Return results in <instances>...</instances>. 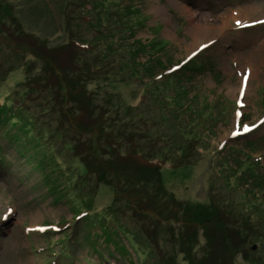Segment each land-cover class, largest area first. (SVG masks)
<instances>
[{
    "label": "rangeland",
    "instance_id": "1",
    "mask_svg": "<svg viewBox=\"0 0 264 264\" xmlns=\"http://www.w3.org/2000/svg\"><path fill=\"white\" fill-rule=\"evenodd\" d=\"M105 1L0 0V107H17L11 119L25 124L30 118L45 136L43 147L33 148L28 141L27 147L23 139H14L20 135L18 128H11L7 137L0 128V147L6 151L0 166V264H53L58 260L51 256L52 250L53 254L63 251L60 264H162V256L168 264L172 257L177 264H187L178 236L193 234L197 243L191 251L192 264H264V61L251 59L249 53L250 40L262 38L264 26L243 29L232 20L221 29L240 9L250 6L264 11V0H116L123 16L113 0ZM101 12L120 20L116 30L125 25L126 13L134 14L126 16L128 24L135 26L133 38L129 39V29L121 30L117 38L125 44L137 41L123 51L136 61L130 78L123 77L119 81L123 85L116 83V89L103 81L107 67L97 71L99 51L73 44L98 42L102 35L108 43L114 38L107 35L112 34L107 23L102 34L99 23L96 28L87 25L89 19L97 23ZM197 26L206 30L200 34ZM195 57V65L186 64L172 77L167 72ZM238 61L245 66L241 73ZM63 109L65 114L60 113ZM202 114H212L202 120L210 136L185 141V136L193 137L181 125L192 126L187 121ZM160 119L165 125L159 126ZM0 122L7 124L1 114ZM110 129L115 131L114 160L128 167L125 172L120 168L114 181L105 173L112 184L108 187L98 185L94 170L108 155L105 137L109 138ZM57 130L67 131L64 139H54ZM179 145L183 152L189 151L184 158L166 150ZM44 156L61 164L52 167H58L54 172L67 196L62 202L47 192L55 177L45 164L49 160L42 162ZM159 164L163 165L162 184L175 197L169 198L171 203L223 206L221 232L212 221L206 222L205 229L194 225L195 232H189L178 217L179 223L168 227L172 238L167 226L140 203L128 211L124 194L149 202L146 181L154 180L144 168ZM83 165L91 166L89 174H84ZM135 183L137 192L127 186ZM80 193L81 200L87 195L96 207L113 201L118 222L131 237L154 226L161 244L153 240L152 255L138 246L136 253L121 234L109 240L96 224L87 228L89 233L78 231L81 234L75 239L66 240V233H74L70 226ZM55 225L65 228L54 231ZM89 234L91 243L84 239ZM59 239L61 245L53 248ZM228 241L237 248L234 260L226 251Z\"/></svg>",
    "mask_w": 264,
    "mask_h": 264
},
{
    "label": "trees",
    "instance_id": "2",
    "mask_svg": "<svg viewBox=\"0 0 264 264\" xmlns=\"http://www.w3.org/2000/svg\"><path fill=\"white\" fill-rule=\"evenodd\" d=\"M86 2H89V0H86ZM100 2H101V4L107 3V1H105V0H100ZM112 2L114 3V5H116V7H119L118 15L123 16L124 15L123 12H120V10H122L121 6L119 4H116V2H117L116 0H113ZM80 13L85 14L86 10H84L83 12L80 11ZM98 16H99V20H98L99 22L97 21V23H93V21L91 19H89L87 21V25H90L91 27L96 28V26L99 23L100 26L102 25L101 27L100 26L98 27V28L102 29L100 32V34H102V31L105 32L104 25H106V23H107L108 26L107 25L106 26L109 27L112 31V34L107 33V35L112 36L114 38L110 39L109 43H108V40L106 39L107 37L105 35H102V36H99L98 42L90 41V42L84 43L82 40H80V42L75 41V42H73V44H75V45L77 44L78 46H82L81 48L86 47V49H87V47L89 48V46H90L92 51L93 50L99 51V57H100V59L98 61L99 64H97V63L95 64L96 68L98 69L97 71L106 70L105 67H107L108 70L105 72V74H103V76H105V77H103V79H105L103 81H105L106 83H108L110 85L109 88L111 86L112 87L115 86V89H116V87H119L118 85H116V83L121 84L119 81L122 82L123 77L130 78L129 73L132 71L133 64H135L134 61H136V58L132 59V56H128V54L123 52V51H124L125 47L128 49L133 48L135 46V43H137V41H134L135 43L132 42V43L125 44L117 38V36H119V34L122 31L123 32L126 31V29H129L128 31L131 32V33H127V34L132 36L130 38L128 36V38L129 39L133 38L134 33H132V30L135 28V26L128 24V22L130 20L127 19L126 16H134V14L130 12V15H128L126 13L125 19H124L125 25L121 28L122 31L116 30V28H115L118 25H120V23H121L120 20H118L119 22H117V21L111 19L112 16H109V14L105 15L104 12H101ZM138 25L141 28L144 26L143 24L141 26V24H139V23H138ZM113 27L115 28V30L113 29ZM121 44H124V45L122 46ZM142 48L144 49L147 47L142 45ZM194 60L190 61L189 64L195 65ZM189 64L187 63V65H189ZM187 65L182 66L178 70H172V71H167V72H169V74L172 77V76L176 75L174 73H176L182 69L187 68ZM95 66H94V68H95ZM134 81H138V79H136V77H134ZM122 85L123 84H121V86ZM9 101L11 102L13 100H11V98H9ZM129 107L130 106H128L127 108L129 109ZM119 108H121V107H119ZM127 108H126V110H127ZM5 109H7L5 114L0 112L1 118H5V120L7 122V124H0V128H2V130L4 131V136L7 137V135L10 134L11 128H13V129L18 128L20 135L19 134L14 135L15 140L23 139V141L27 144V147L29 145L28 142L30 143V145H32L33 148H36V146L37 147L38 146L43 147V141L45 140L44 139L45 136L43 135L44 134L43 131L37 127V124H34L35 122H33V120L30 118H29V123L25 122V124L22 121L19 122L20 120L18 118L11 119L14 111H18L17 107H13V108L11 107V109H8L6 106L0 107V110H2V111ZM60 113L65 114L64 109ZM205 116L211 117L212 114L211 115L208 114V116H207V114H202V115L196 117V119H194L193 122H191V120L187 121V125H189V123L198 124L203 119V117H205ZM200 118H201V120H200ZM0 123H2V122H0ZM96 125H97V123H96ZM163 125H165V124H164L163 120L160 119L159 126H163ZM8 127H10V128H8ZM181 127L188 128V133H190L191 136L193 137V138H189V137L186 138V136H185V141L186 140L188 141V139H189V141H190V139L191 140L192 139H194V140L200 139L201 140L206 135L204 132L193 133L192 129H191L192 126L181 125ZM61 128H63V127H61ZM61 128H58V129H61ZM169 130L172 131L173 129L169 128ZM65 132H67V131H63L62 133H60V131L57 130L53 134V136L55 137L54 139H57V140L64 139ZM110 133L111 134L109 135V138L105 137V143H106L105 149H106L108 155L103 160V165H99L100 168H98V169L96 168L94 170L98 185L107 184L108 187L112 185L110 183L111 180H110V182H109V180L106 181L105 179H108L107 178L108 175H104V174L105 173L109 174L111 179H113V181H114V178H116L117 174H119L120 168L122 169L123 172H125L124 170L127 171V167H128V164H123L121 167H120V165L116 164L117 161L114 160L115 155L113 152V148H112L113 145L111 142L112 137L113 138L115 137L114 136L115 135L114 129H110ZM1 136L3 137V139L6 142L10 141L9 138L4 137L3 135H1ZM178 138H183V136H180ZM14 139H12L13 142H14ZM76 145H77L76 143L73 144V146H76ZM179 146H180V148H178ZM179 146L177 148L171 147V150L169 149L170 151L168 150V148H166V150L170 153H173V154L176 153V155H178L179 157L182 156L181 158H184L185 153L186 152L188 153L189 151L186 149L187 151L183 152V150L181 149V145H179ZM2 153H3V155H2ZM5 154H6V151L3 150L2 147H0V160L2 159L0 162V166H4V163H5L4 160L6 158ZM19 154L20 155L23 154V156H24V153L21 151H19ZM46 160H49V159H47V156L44 158V160L42 162L44 163ZM53 163L56 165H61L58 162L53 161V160H49V161L45 162V164L49 165L51 173L55 177V179H54L55 183L52 185V187L48 186L47 192L51 193L52 198H56V196H57V201L62 202V201H64V199L67 198V196L64 194V191L62 192V190H61V188L63 187L60 184L61 180L59 179V176L57 177L56 172H54V170L57 169L58 167H52V165H54ZM167 164H170V162ZM151 166L152 167L147 168L149 170L144 168V170L148 171L152 175L150 180H154V181H146L145 190L147 191V197H148V201H149L147 203L149 205L146 206L147 203L143 204L140 201L141 197L137 196L136 198H133L128 193H126V194H124L125 195L124 199L127 203L126 205H127L128 211L134 210V207H137L138 203H140L139 206L142 207V209L145 208L147 211H151L152 214H154L155 219L158 222H162L163 224H165L167 226V228L171 225L172 226L176 225V223L178 222V221H176L178 219V217H182L183 228L184 229L188 228L189 232H191V231L195 232L194 225H197L198 227H203V229H205V224L208 221L209 222L212 221L214 224L216 223L215 226L219 227L216 229H218L221 232L220 227H222V226H219V222H221L224 219L223 210H222L223 206H221L219 203L217 205L212 203L210 206L205 205V204H194V203H189V202L183 203V202H177V201H175V203H174V201H173V203H171L170 199L173 198V200H174L175 197H173V195L170 192H168V190L164 187V185L162 184V181H161V169H162L161 166H163V165L159 164V166H155V165H151ZM184 166H187V165H184ZM188 166H191V164H188ZM90 167L91 166L86 167L85 165H83V168H85L84 174H86V173L89 174V168ZM180 167L181 166L176 167V168L175 167L174 168L169 167V168H172V170H173V169H177ZM41 168H42V166H41ZM99 169L101 171H99ZM62 174L63 173H61L59 175H62ZM48 177L49 176H47L46 179H48ZM142 182H143V180H142ZM142 182H140V183H142ZM48 183L52 184V182H47V185H48ZM127 186L129 188L134 189L135 191H136L135 188L138 187L136 183H135V186H132L131 184H129ZM108 187H107L108 191H111ZM88 196H90V195L88 194ZM76 198L81 200V193H80V195H76ZM86 198H87V195L83 200L80 201L79 205H77V204L75 205L77 207L73 206V208H75V211H74V215L72 218L73 224L70 227H71V229H74V233H72V234L66 233V235H67L66 240H68L70 237H73V239H75V236L81 234L80 233L81 231L85 232V233H89V230L87 228L95 226V224H96V225H99V227H102V231L104 232V234L102 236L106 235L107 239L110 240L111 237L120 238L119 234H121V236L124 240H126V241L129 240L134 245L133 249L136 251V253L139 251V250H137V246H138L139 248H145L146 250H148L147 254H149V255L153 254L152 252L155 250L154 245H153V240L157 241V239L160 235V233L156 229L153 228L154 226H147V230L145 232H142L140 230L141 237H140L139 233H136V234H134V237L133 236L131 237V235H129L130 233L127 231V229L122 224V222L121 223L118 222L120 220L118 217L119 212L115 209L116 207H115V205H114L115 203L113 201H112V204H107V206L105 205V206L96 207L97 206L96 201H94L95 205H96V206H94L93 202L90 200V198L88 200H86ZM133 202H135V204ZM69 203H70V201H69ZM221 203H223V201ZM72 205H74L73 202H72ZM229 208H230V206H229ZM189 214H191L193 217H191ZM148 215H150V214H148ZM167 222H169V223H167ZM77 224L79 225V227H77ZM165 225H163V226H165ZM60 226H62V227H60ZM53 227H56L58 229H64L65 228L64 225H55ZM78 231H80V232L78 233ZM165 231H168V233L171 234L170 228L166 229ZM63 233H65V232H63ZM47 235H49V234H47ZM171 235H172V238H174L173 234H171ZM84 239L88 243L92 242V240L90 238V234L88 236L85 235ZM138 239H140L141 241H138ZM178 239H179L178 243L181 247L180 248V254L183 255V259H184L183 261H185L187 264H192V261H194V259L192 258L193 255H192L191 251H192V248H194L196 246L197 235L193 234V235H190L189 237H186V238L183 237L182 235H179ZM135 241H137L141 245L140 246L137 245L135 243ZM112 242H113V240H111L109 243H112ZM157 242L158 243H156L155 245L161 244V241H160V243H159V241H157ZM104 243H105V241H103V244ZM51 244H52V242L50 243V245ZM60 245H61V240L59 239V240L54 242L53 248L60 246ZM176 245H178V244L176 243ZM226 246H225L226 251H228V253L231 252V254H232L231 257L234 260L236 255H237L236 254V250H237L236 246L232 245L231 241H228ZM120 247L123 251L127 252L124 245H121ZM48 249H50V248L48 247ZM145 249H143V250H145ZM52 251H51V256H53L54 258H57L58 261H60V260L62 261V259H61L62 257L65 258V256H62L63 251H61L59 254L58 253L53 254ZM208 252H209V249H207L206 252H203L202 255L204 258ZM161 256H162V254H161ZM209 257H210V254H209ZM173 259H175V258L172 257V264H177L176 260H173ZM160 261H162V262H160L162 264L167 263L166 256H162L160 258ZM214 261H216V260H214ZM214 261H213V263H214Z\"/></svg>",
    "mask_w": 264,
    "mask_h": 264
},
{
    "label": "bare ground",
    "instance_id": "3",
    "mask_svg": "<svg viewBox=\"0 0 264 264\" xmlns=\"http://www.w3.org/2000/svg\"><path fill=\"white\" fill-rule=\"evenodd\" d=\"M260 10L256 7H245L244 9H240L238 12H234L232 14V16H235V18H227V20L225 22L222 23L221 25V29H224V28H227L229 23L234 20V22H241L242 21V25H244L245 27H253V22H258L260 21L261 23H264V11L260 12ZM260 15V17H258L257 20H251V17H256ZM252 18V19H253ZM259 26V25H258ZM258 26L254 27V28H258ZM260 27V26H259ZM198 30V32H200V34H202L204 32V29L202 26H197L196 28ZM260 34V33H259ZM261 36L259 35L258 38H252L250 40V45L252 46L250 48V58L253 59V58H260L262 60V62L264 61V36ZM261 62V63H262ZM245 68V66L243 67ZM241 67V63L238 61V70H239V73H241L240 71H243V69ZM243 81V80H242ZM243 87L244 84H242L241 86V92H244L243 90ZM247 92H248V89H247ZM207 118L203 117L202 120H206ZM201 120V118H200ZM200 121L198 124H193L191 129H192V132L193 133H199V132H204L206 135L210 136L208 133L209 131L206 130L204 131V124H203V121Z\"/></svg>",
    "mask_w": 264,
    "mask_h": 264
},
{
    "label": "snow or ice",
    "instance_id": "4",
    "mask_svg": "<svg viewBox=\"0 0 264 264\" xmlns=\"http://www.w3.org/2000/svg\"><path fill=\"white\" fill-rule=\"evenodd\" d=\"M239 23V22H238Z\"/></svg>",
    "mask_w": 264,
    "mask_h": 264
}]
</instances>
